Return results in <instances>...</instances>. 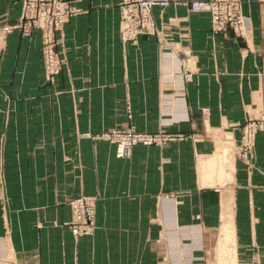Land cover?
<instances>
[{"label": "crops", "instance_id": "crops-1", "mask_svg": "<svg viewBox=\"0 0 264 264\" xmlns=\"http://www.w3.org/2000/svg\"><path fill=\"white\" fill-rule=\"evenodd\" d=\"M64 1L79 11L56 34L55 83L45 80L39 30L0 34V243L10 264H161V246L169 264H264V132L239 153L241 126L264 93V0H242L244 37L212 34L208 14L177 0L154 6L156 35L133 41L120 36L121 0ZM20 12L21 0H0V24ZM84 103L101 118L128 104L144 131L176 119L172 131L187 136L133 148L125 186L98 193L94 236L73 240L50 223L68 220L67 205L34 202L52 203L53 147L68 150L69 135L85 132ZM26 228L32 238L16 243L13 232Z\"/></svg>", "mask_w": 264, "mask_h": 264}, {"label": "rangeland", "instance_id": "rangeland-1", "mask_svg": "<svg viewBox=\"0 0 264 264\" xmlns=\"http://www.w3.org/2000/svg\"><path fill=\"white\" fill-rule=\"evenodd\" d=\"M177 0H170V2L165 5L168 6L176 2ZM194 0H188L185 2L188 11L190 3ZM121 2V1H120ZM120 4V3H119ZM238 5L243 16L247 19L248 17L243 13L242 9V0H238ZM159 6V7H165ZM192 12V11H190ZM21 13V12H20ZM196 13V12H193ZM208 14L210 18V31H211V17L207 12H198ZM120 14V10H119ZM151 20L152 25L155 29L156 35L157 27L154 23L151 10ZM249 20V19H248ZM19 22V20H18ZM17 22V23H18ZM15 24H0V34L6 32V28L16 25ZM251 29V28H250ZM18 30V29H12ZM10 30V31H12ZM120 30V29H119ZM19 31V30H18ZM232 31V30H231ZM233 32V31H232ZM250 32V31H249ZM32 33V32H31ZM41 33V32H40ZM212 33V31H211ZM57 34V33H56ZM213 34V33H212ZM249 34V33H248ZM121 36V35H120ZM138 37V36H137ZM136 37V38H137ZM133 41V40H129ZM57 44V43H56ZM42 50V44H41ZM55 51L56 46H55ZM57 57L61 61L60 72L62 68V59L57 53ZM43 64V58H42ZM45 80L49 83H55L56 76L52 80L48 79L44 70ZM57 93V92H55ZM95 104L84 103L81 114L83 115V127L85 132L79 133L77 135H69V145L68 150L60 149V146L53 147V170L54 173L56 170H61V175H59L56 180L54 175V182H52L54 198L56 193H59V196H72L66 200V203H62L53 198L51 204H45L44 200H35V205L38 207V210L42 209L41 207L46 206L48 210L55 208H62L67 205L69 210V218L66 221H58L54 218L52 220L51 226L57 227L62 226L66 227L70 233L73 240H77L84 237H93L96 229V204L99 199V191L101 193H113L114 186L124 187L125 182L122 180L124 177V164L123 162L131 159L132 150L137 146L143 147H164L171 142L180 141L186 138L187 134L181 131H172L171 126L176 122V119H167V118H158V127L155 131H144L139 130L134 125H131L130 111L128 104L124 103H115L110 104L114 111L109 112L107 118L97 117L101 115L93 107ZM103 114V113H102ZM165 131L164 135H167L168 138L156 140L151 143H146L144 139L145 136L162 134ZM177 135H183V138L178 139ZM58 139H61L62 136H54ZM65 172V173H64ZM62 179V180H61ZM42 185V184H40ZM66 197V198H67ZM79 199H88L91 201L90 206H84L82 213L86 217L88 213H91L93 219V228L89 232L84 231V229L78 231L81 224L75 222L77 219L74 216L73 202ZM7 200H0V202ZM54 212V211H53ZM43 219V217H38ZM81 222V219H79ZM38 227H41V223L38 222ZM23 226H27L23 224ZM15 242L20 244L22 241L27 243V241L32 238V231H29L27 228L24 231H14ZM3 239L2 236H0ZM53 239H56L55 237ZM162 242L160 243L161 246ZM2 249V250H1ZM11 249V248H10ZM7 249L6 246L0 243V264H10L12 257V249ZM21 249V248H19ZM28 248H25L27 250ZM140 248H134V250H139ZM167 247L161 246L160 253V262L161 264H169V252Z\"/></svg>", "mask_w": 264, "mask_h": 264}, {"label": "built area", "instance_id": "built-area-1", "mask_svg": "<svg viewBox=\"0 0 264 264\" xmlns=\"http://www.w3.org/2000/svg\"><path fill=\"white\" fill-rule=\"evenodd\" d=\"M170 0H121L120 10V35L123 41L135 40L143 34L153 35L155 29L152 25L151 10L154 6H165ZM192 12H207L211 17V31L213 34L232 30L238 36L244 37L250 31L249 20L242 15L238 0H194L190 3ZM79 10L70 6L64 0H21V13L19 22L6 28V32L18 29L23 35H30L33 30L41 32L42 58L46 76L52 80L60 72L61 61L55 51L56 33L59 32L71 16ZM190 73L182 74L187 81ZM264 132V93L256 115L248 117L241 126L239 153L243 156L250 152L254 144L255 135ZM148 135L143 137L146 143H151L167 135ZM178 139L183 135H177ZM90 206L88 199H79L73 202L75 222L81 224L78 231L84 229L89 232L93 228L91 213L85 217L82 211L84 206ZM81 219V222L79 221ZM183 264H201L196 259H186Z\"/></svg>", "mask_w": 264, "mask_h": 264}, {"label": "bare ground", "instance_id": "bare-ground-1", "mask_svg": "<svg viewBox=\"0 0 264 264\" xmlns=\"http://www.w3.org/2000/svg\"><path fill=\"white\" fill-rule=\"evenodd\" d=\"M223 234V233H222ZM225 236V235H224ZM225 238H227V237H225ZM226 240V239H225Z\"/></svg>", "mask_w": 264, "mask_h": 264}]
</instances>
